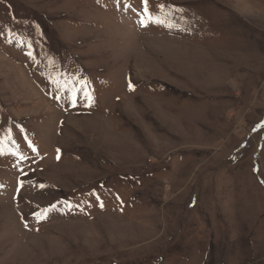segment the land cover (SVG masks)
<instances>
[{"label":"rangeland","instance_id":"1","mask_svg":"<svg viewBox=\"0 0 264 264\" xmlns=\"http://www.w3.org/2000/svg\"><path fill=\"white\" fill-rule=\"evenodd\" d=\"M0 264H264V0H0Z\"/></svg>","mask_w":264,"mask_h":264},{"label":"snow or ice","instance_id":"2","mask_svg":"<svg viewBox=\"0 0 264 264\" xmlns=\"http://www.w3.org/2000/svg\"><path fill=\"white\" fill-rule=\"evenodd\" d=\"M145 3H146V0H145ZM145 13L147 14V8H145ZM147 22H153V23H157V24L166 23L165 20H161L159 17H155L154 18L151 15L147 16ZM140 23H141L142 26H146V21H145V19L143 17L141 18ZM130 88H131V85H130ZM85 95H88V94L85 93ZM37 219H40V217L38 216Z\"/></svg>","mask_w":264,"mask_h":264},{"label":"bare ground","instance_id":"3","mask_svg":"<svg viewBox=\"0 0 264 264\" xmlns=\"http://www.w3.org/2000/svg\"><path fill=\"white\" fill-rule=\"evenodd\" d=\"M22 195V194H21Z\"/></svg>","mask_w":264,"mask_h":264}]
</instances>
